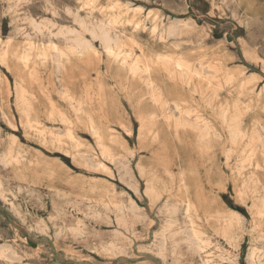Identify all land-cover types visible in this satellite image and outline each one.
<instances>
[{"label":"rangeland","instance_id":"obj_1","mask_svg":"<svg viewBox=\"0 0 264 264\" xmlns=\"http://www.w3.org/2000/svg\"><path fill=\"white\" fill-rule=\"evenodd\" d=\"M80 21L109 27L118 53ZM66 29L82 32L92 50L57 59ZM130 53L140 60L135 73ZM161 56L201 73L180 82L151 69L168 121L150 99L142 66ZM207 82L211 108L193 90ZM220 107L238 108L243 137L221 124ZM261 146L264 0H0V264H249L251 254L264 261ZM151 174L156 198L145 191ZM186 197L207 237L202 251L189 236ZM108 200L121 206V223L102 205ZM229 218L232 240L220 230Z\"/></svg>","mask_w":264,"mask_h":264},{"label":"bare ground","instance_id":"obj_2","mask_svg":"<svg viewBox=\"0 0 264 264\" xmlns=\"http://www.w3.org/2000/svg\"><path fill=\"white\" fill-rule=\"evenodd\" d=\"M33 22V21H32ZM80 27H82L84 30H87V32L90 33V35L93 37V38H98L99 41L101 42L102 46L106 49V51L108 52H111V53H118V50H119V43H118V40L116 37H114L112 34H111V30L109 27H107L106 25L104 24H97V25H92V26H87V23L84 22V21H80ZM33 24V23H32ZM35 25V24H33ZM37 26V25H36ZM172 27H174L172 25ZM81 28V29H82ZM168 28V27H167ZM168 30V29H167ZM79 31V30H78ZM80 32V31H79ZM82 33V32H81ZM81 33H78L76 31H73V30H70V29H66V30H61L60 34L64 35L65 39L68 41V44L66 47L64 48H59V47H55L54 48V55L57 57V59H63L64 57H69V56H75V55H78V54H87L89 53V51L92 50V46L90 44V42L88 41V39L86 38H83L81 36ZM84 35V34H83ZM125 59H126V63H127V69L132 72V73H135L137 69L140 68V60L139 58L137 57V55L133 54V53H130L128 55H125ZM53 60V59H52ZM143 66V71L147 74V77H148V85L150 86V99L153 103V105L157 108V111H159V113L161 114L162 116V119H164V121H168V118H169V114L168 112H166L167 110V107L169 106V104L167 103V101L164 99V96H163V93L159 90L158 87L154 86L153 85V81H152V78H151V69L153 67H157V68H160L162 69L163 71H165L168 76L170 77V79H175V80H178L180 82H183V79L187 80L190 82L191 79L193 78H196V77H199L201 75L200 71L197 70V69H193L192 67H190V65H188L186 62L182 61L181 59L179 58H169V57H158L156 59H149L148 61L144 62L142 64ZM201 67V66H199ZM203 68V67H202ZM206 68V67H205ZM207 69V68H206ZM209 69V68H208ZM205 70V69H204ZM175 72H178L179 73V76H175ZM212 75V74H211ZM194 80V79H193ZM241 80V79H240ZM244 80V79H243ZM186 81V83H187ZM245 81V80H244ZM244 81H241L240 83H243ZM203 84L201 83H194L193 84V90L195 92H199L200 95H201V98L203 99V102L204 103H207V105L211 108V107H214L215 104L213 103V87H210V82H207V83H204V86H202ZM186 86V85H185ZM215 89V88H214ZM202 91L206 92L208 91L207 93H203ZM209 93V94H208ZM20 97L23 99L25 97V90L24 89H21L20 91ZM173 106L175 109L177 110H181V104L179 101H173ZM172 108V107H171ZM169 109V108H168ZM169 111V110H168ZM176 111V110H175ZM186 114V113H185ZM238 114H239V111H238V108L234 107L233 111L231 112V110L228 108V107H223V108H218V117L220 119V122L221 124H223V126H225L227 128L228 131H231L232 132V136L233 138H237V137H243L245 135V132H243V130L241 129V124L238 120ZM156 113L154 112H149V116L148 118L150 119H154ZM174 115V113H173ZM187 115V114H186ZM176 117V116H175ZM174 117V118H175ZM195 119H198V118H201L202 115H198V114H195L194 115ZM172 118V117H171ZM183 121V120H182ZM167 125H168V122H166ZM141 124V123H140ZM183 124V123H182ZM181 123H179L178 125H182ZM177 125V126H178ZM202 128H204L206 131L210 129V127L212 125H210L209 122H204L202 121V124H201ZM222 126V127H223ZM224 128V127H223ZM252 132V131H251ZM254 135V134H253ZM147 136V135H146ZM256 137V136H255ZM257 139V138H256ZM258 141V140H257ZM259 142V141H258ZM101 146H102V150L104 153H107L109 154L110 152V147H107V146H104L102 143H101ZM259 148V147H258ZM261 148H263L261 146ZM224 149V148H223ZM264 149V148H263ZM263 151V150H262ZM1 158V157H0ZM2 158L1 160H4L6 163H9V158L3 154L2 155ZM115 158V157H114ZM117 159V158H115ZM114 159V160H115ZM17 161V159H14ZM89 160V159H88ZM113 160V159H112ZM119 161V159H117ZM92 161V159H91ZM94 162V161H93ZM121 161H119L120 163ZM123 164V163H121ZM125 165V164H123ZM127 165V164H126ZM122 168V167H121ZM126 168H124L125 170ZM129 169V168H128ZM195 174V173H194ZM248 177V176H247ZM156 175L155 174H151L147 177V181H146V187H145V191L147 192L148 195H150L152 198H156L159 196L158 194V189H157V179H156ZM253 178V177H252ZM251 179V178H250ZM164 180V179H163ZM1 182V180H0ZM65 183L69 186L73 185L74 186V182L72 181H65ZM133 187V186H132ZM19 190V188H18ZM134 190V189H133ZM23 191V190H21ZM58 191V190H57ZM132 191V190H131ZM133 192V191H132ZM7 193V192H6ZM9 193H12V192H9ZM17 193V192H16ZM19 193V192H18ZM1 194H4V193H1ZM59 194V193H58ZM6 195V194H5ZM14 195V193H13ZM56 195V194H55ZM62 195H65L66 196V193L65 192H62L61 193V196ZM79 195V194H78ZM251 195V194H250ZM2 196V195H1ZM4 196V195H3ZM14 197V196H13ZM3 198V197H2ZM54 198V197H53ZM63 198V197H61ZM66 198V197H65ZM64 198V199H65ZM81 198V197H80ZM55 199V198H54ZM12 203V202H11ZM10 203V204H11ZM165 203V202H163ZM184 205V208L182 206V208L185 210L184 215L186 216V219L188 217L189 221H187L188 223L191 224V227H190V230H189V236L191 237L190 239L192 240V246L193 248H195L196 250L199 251V249L201 250V246L204 245L202 244L201 242L206 239L207 237L204 235V232L197 226L193 225V221L191 220L190 218V213L192 211H196V208L193 204V202L189 199V198H185L183 199V202H182ZM123 204V203H122ZM167 204V203H166ZM178 204V203H177ZM94 205H96V203H94ZM102 205L106 208H111L113 207L114 210L116 209V211L118 212L117 213V218L116 220L118 222H122V213L120 214V207L117 206V204L115 202H112V201H105L104 203H102ZM119 205V204H118ZM120 205H121V202H120ZM124 205V204H123ZM122 205V207H124ZM134 205V203H133ZM132 205V207H133ZM163 205V204H162ZM181 205V204H180ZM12 206V205H11ZM78 206V205H77ZM97 206V205H96ZM126 206V205H125ZM131 206V205H130ZM129 206V207H130ZM170 206V205H169ZM174 206V205H173ZM61 207V206H60ZM63 207V206H62ZM65 207V206H64ZM128 207V208H129ZM136 207V206H135ZM161 207V206H160ZM163 207V206H162ZM264 207V206H263ZM127 208V207H126ZM169 208V207H168ZM105 209V208H104ZM133 209V208H132ZM160 209V208H159ZM163 209V208H161ZM166 209V208H165ZM109 210V209H108ZM127 210V209H126ZM129 210V209H128ZM170 210V209H168ZM183 210V211H184ZM55 212V211H54ZM100 213V211H98ZM97 212V213H98ZM122 212V211H121ZM127 212V211H126ZM129 212V211H128ZM162 212V211H161ZM178 212V211H177ZM181 212H182V209H181ZM264 212V211H263ZM57 213V212H56ZM61 213V212H60ZM96 213V214H97ZM171 213V211H169V214ZM186 213V214H185ZM95 214V215H96ZM53 215V214H52ZM60 215V214H59ZM98 215V214H97ZM168 215V214H167ZM56 216V215H55ZM169 216V215H168ZM125 217V216H124ZM123 217V218H124ZM52 218V217H50ZM54 218V216H53ZM242 218V217H241ZM167 219V218H166ZM185 219V220H186ZM240 219V217H239ZM51 220V219H50ZM125 220V219H124ZM169 220V218H168ZM176 220V219H175ZM54 221V220H53ZM174 221V219H173ZM165 222V221H164ZM167 222V221H166ZM165 222V223H166ZM243 222V220H242ZM55 223V222H54ZM80 223V222H79ZM170 223V222H169ZM83 224V223H82ZM119 224V223H118ZM131 224V223H130ZM178 224V223H177ZM183 224H186V223H183ZM182 224V225H183ZM80 225V224H78ZM85 225V224H83ZM125 225L124 223H122L121 226ZM127 225V223H126ZM133 225V224H131ZM169 224H167L168 226ZM58 226V225H57ZM172 226V225H171ZM170 226V227H171ZM184 228H185V225H183ZM190 226V225H189ZM125 227V226H124ZM127 228V227H126ZM130 228V227H129ZM167 227L165 226V229ZM233 228V225H232V221H230V218H229V221L227 222V225L223 228H221L220 230H222L221 233H223L225 236V238L227 240H232L235 236H231L232 235V230ZM84 229V228H82ZM81 229V230H82ZM132 229V228H131ZM168 229V228H167ZM166 229V230H167ZM183 229V228H182ZM189 229V228H188ZM79 230V231H81ZM89 230V229H88ZM164 230V229H163ZM181 230V229H180ZM85 231V229H84ZM118 231V230H117ZM162 231V229H161ZM165 231V230H164ZM162 231V232H164ZM185 232V230H183ZM56 232V231H55ZM58 232H59V229H58ZM56 232V233H58ZM169 232V231H168ZM171 232V230H170ZM175 232V231H174ZM174 232H171V233H174ZM178 232V231H177ZM55 233V234H56ZM81 233V232H80ZM115 233V232H114ZM121 234V232H119ZM132 233V232H131ZM176 233V232H175ZM59 234V233H58ZM76 234V233H75ZM78 234V233H77ZM82 234V233H81ZM116 234V233H115ZM119 234V235H120ZM166 234V233H165ZM163 234V236L165 235ZM178 234V233H177ZM79 235V234H78ZM85 235V234H84ZM181 235V234H180ZM118 236V235H117ZM121 236H125V235H121ZM156 236V235H155ZM158 237L160 236L157 235ZM168 236V235H167ZM174 236V235H173ZM178 236V235H177ZM188 236V235H187ZM162 237V236H161ZM160 237V238H161ZM164 238V237H163ZM162 238V240H164ZM168 239V238H167ZM185 239V238H184ZM183 239V240H184ZM161 240V241H162ZM171 240V239H170ZM94 241V240H93ZM159 241V240H158ZM173 241V240H172ZM188 241V240H187ZM186 241V242H187ZM181 242V241H180ZM184 242V241H183ZM206 242V240H205ZM112 243V242H110ZM163 243H166V242H163ZM176 243V242H175ZM201 243V244H200ZM207 243V242H206ZM205 243V244H206ZM114 243H112L113 245ZM186 244V243H185ZM191 244V243H190ZM208 244V243H207ZM206 244V245H207ZM110 245V244H108ZM106 245V246H108ZM115 245V244H114ZM205 245V247H206ZM209 245V244H208ZM105 246V245H104ZM160 246V245H159ZM165 246V245H164ZM177 246V245H176ZM189 246V245H188ZM113 247V246H112ZM1 248H4V247H1ZM118 248H122V247H118ZM161 248V247H160ZM207 248V247H206ZM9 249V248H8ZM6 249V250H8ZM110 249V247H109ZM108 249V250H109ZM123 249V248H122ZM164 249V248H163ZM173 249V248H172ZM4 250V249H2ZM107 250V248H106ZM107 250V251H108ZM112 251L115 250L114 249H111ZM119 250V249H117ZM162 250V249H161ZM160 250V251H161ZM176 250V249H175ZM193 250V249H192ZM257 250V249H255ZM1 251V250H0ZM110 251V250H109ZM202 251V250H201ZM258 251V250H257ZM2 252V251H1ZM0 252V253H1ZM6 252V251H5ZM5 252H2L1 254L5 253ZM9 252V250H8ZM165 252V251H163ZM250 252H253L252 250ZM256 251H254L255 253ZM261 252V250L259 251ZM258 252V253H259ZM172 253V252H171ZM194 253V252H193ZM196 253V252H195ZM253 253V255H254ZM199 255V252L198 254ZM160 256V255H159ZM263 256V255H262ZM165 257V256H164ZM261 255L258 257H254L251 255H249V264H264V261L262 260V258H260ZM207 260V259H205ZM231 261V259H228V261ZM229 261V262H230ZM226 262V261H225ZM233 262V261H232ZM207 263V262H206ZM220 264V263H219ZM232 264V263H231ZM233 264H237L235 261Z\"/></svg>","mask_w":264,"mask_h":264}]
</instances>
